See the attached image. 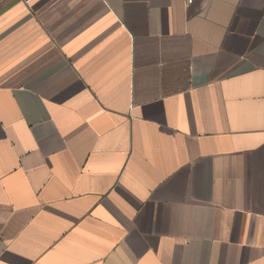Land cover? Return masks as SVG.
<instances>
[{"label":"crops","instance_id":"0c3cea01","mask_svg":"<svg viewBox=\"0 0 264 264\" xmlns=\"http://www.w3.org/2000/svg\"><path fill=\"white\" fill-rule=\"evenodd\" d=\"M0 264H264V0H0Z\"/></svg>","mask_w":264,"mask_h":264},{"label":"built area","instance_id":"2783aa9c","mask_svg":"<svg viewBox=\"0 0 264 264\" xmlns=\"http://www.w3.org/2000/svg\"><path fill=\"white\" fill-rule=\"evenodd\" d=\"M193 0H186L187 5L192 4Z\"/></svg>","mask_w":264,"mask_h":264}]
</instances>
